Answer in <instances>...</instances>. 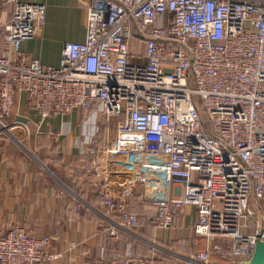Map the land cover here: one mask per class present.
I'll use <instances>...</instances> for the list:
<instances>
[{"label":"built area","instance_id":"built-area-1","mask_svg":"<svg viewBox=\"0 0 264 264\" xmlns=\"http://www.w3.org/2000/svg\"><path fill=\"white\" fill-rule=\"evenodd\" d=\"M0 2L13 10L0 25V130L9 131L17 94L40 122L77 114L85 133L76 148L101 176L111 242L140 226L128 211L137 198L160 229L191 207L197 236L225 239L231 264L249 259L264 241V0H90L84 41L65 42L57 66L20 49L44 6ZM49 244L13 225L0 235V264L61 260ZM99 260L158 264L129 245ZM209 260L204 251L193 261Z\"/></svg>","mask_w":264,"mask_h":264},{"label":"crops","instance_id":"crops-1","mask_svg":"<svg viewBox=\"0 0 264 264\" xmlns=\"http://www.w3.org/2000/svg\"><path fill=\"white\" fill-rule=\"evenodd\" d=\"M18 1L45 8L43 24L35 38L20 46L21 51L41 65L57 66L65 42L84 41L85 12L90 0ZM12 11L10 5L0 2V25L10 21ZM3 50L1 46L0 54ZM7 123L9 131L0 130V235L17 224L32 236H48V250L62 254L61 260L50 264H99L100 250L111 258L123 253L128 243L133 254L154 257L158 264H193L189 258L178 256L176 262L160 254H166L165 240L171 237L181 238L180 247L183 245L191 254L208 251L212 263L231 264L225 254L220 256L215 252L223 249L217 248L222 241L214 239L215 243L210 245L194 233L196 217L189 206L173 216L174 229L163 231L157 227L159 233L155 231L152 238L139 237L144 242L140 241L145 245L143 248L135 244V231L122 233L117 242H111L103 233L107 222L99 197L101 176L87 172L91 157L76 148L85 133L77 114L40 122L29 108L25 94H17ZM67 127H70L68 133ZM12 131L20 135L22 143ZM97 141L104 147V134H99ZM114 181L110 177V182ZM134 205H140L137 199L129 200L128 211L137 215L143 227L151 228L155 214L150 215V208H134Z\"/></svg>","mask_w":264,"mask_h":264},{"label":"rangeland","instance_id":"rangeland-1","mask_svg":"<svg viewBox=\"0 0 264 264\" xmlns=\"http://www.w3.org/2000/svg\"><path fill=\"white\" fill-rule=\"evenodd\" d=\"M11 6V5H10ZM4 7H5V5H4ZM6 7H8L9 8V6H6ZM12 7V6H11ZM14 132H16V131H12V132H10L11 134H13V136H15L16 138H19L18 139V141L20 142V143H22L21 141H20V135H16L17 133H15L14 134ZM24 143V142H23ZM25 145H27L26 143H25ZM140 203V205H138V206H140V207H143V206H145V207H147V208H149V206H147L146 205V203H142V202H139ZM138 206H136V205H134V208H136V207H138ZM150 211H149V213H150V215L151 216H154L153 215V213H154V211H153V209H149ZM142 224V223H141ZM144 226V225H143ZM142 225H140L139 226V228H137V229H135V230H133V231H135V233H136V235H135V237H134V239H135V244H137V245H139L140 246V248H143V247H145V245L144 244H142V243H144L143 242V240L144 239H146V237H151L152 238V234L153 233H155V231L157 232V233H159V229L157 228V225L156 224H153L152 225V227L151 228H145V227H143ZM175 227H171V228H169V229H161V230H163V231H169L170 229H174ZM158 229V230H157ZM166 234V233H165ZM139 237H141L143 240H140L139 241ZM162 238H163V236H162ZM178 238V237H177ZM177 238H170V239H167V240H165V243H167V245L165 246V250H167V252H166V254L164 253H162V252H160V254H162V255H164V256H166L167 257V259H169V260H172V261H176V259L178 258V256H182V257H185V258H189L190 259V261H191V263L192 262H194L193 260H195V257L197 256V254L198 253H196V254H191V253H189L190 252V250H185V249H183V245H182V247H180L181 246V244H183L182 243V239L180 238L179 240L177 239ZM157 239H158V237H157ZM177 239V240H176ZM216 239L217 240H220V241H222V242H218L219 244H217L218 246H217V248L218 247H223L224 248V246H227V244H226V240L225 239H222V238H215V242H216ZM150 241H152V240H150ZM159 242V240H157V242H155V244H157ZM215 242H213V243H215ZM213 243H211L210 245H212ZM129 244V246H130V249L132 248V246H131V244L130 243H128ZM127 244V245H128ZM147 245H150V244H148V243H146ZM126 248H127V246H126ZM164 248V247H163ZM155 249V248H154ZM101 251V250H100ZM221 251V250H220ZM220 251H218V249H217V251H215L216 253H217V255H222L223 253H221ZM155 253V252H154ZM189 253V254H188ZM200 253H202V252H200ZM199 253V254H200ZM104 254H105V252H104ZM118 255H120V254H118ZM116 256V255H115ZM99 257H100V253H99ZM177 257V258H176ZM177 262V261H176ZM99 264H100V260H99V262H98ZM194 264V263H193ZM195 264H197V263H195ZM209 264H214V263H212L211 262V259L209 260Z\"/></svg>","mask_w":264,"mask_h":264},{"label":"water","instance_id":"water-1","mask_svg":"<svg viewBox=\"0 0 264 264\" xmlns=\"http://www.w3.org/2000/svg\"><path fill=\"white\" fill-rule=\"evenodd\" d=\"M238 264H264V241H257L250 258Z\"/></svg>","mask_w":264,"mask_h":264},{"label":"trees","instance_id":"trees-1","mask_svg":"<svg viewBox=\"0 0 264 264\" xmlns=\"http://www.w3.org/2000/svg\"><path fill=\"white\" fill-rule=\"evenodd\" d=\"M2 4H3V3H2ZM131 199H134V200H136L137 198H131ZM137 201H138V200H137ZM138 202H139V201H138ZM177 212H179V211H177ZM177 212H176V213H177ZM176 213H175V214H176ZM175 214H174V215H175ZM136 216H137V215H136ZM139 221H140V225H141V220L139 219ZM138 228H139V227H138ZM136 229H137V228H136ZM131 251H132V248H131ZM196 253H198V254H199L200 252H196ZM198 254H197V255H198ZM116 256H117V255H116Z\"/></svg>","mask_w":264,"mask_h":264},{"label":"bare ground","instance_id":"bare-ground-1","mask_svg":"<svg viewBox=\"0 0 264 264\" xmlns=\"http://www.w3.org/2000/svg\"><path fill=\"white\" fill-rule=\"evenodd\" d=\"M193 263H196L195 261Z\"/></svg>","mask_w":264,"mask_h":264}]
</instances>
